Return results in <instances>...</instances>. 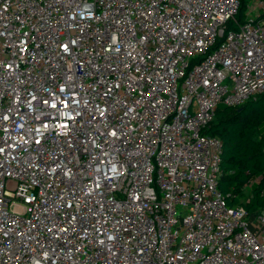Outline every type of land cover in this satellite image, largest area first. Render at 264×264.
<instances>
[{
    "label": "built area",
    "instance_id": "1",
    "mask_svg": "<svg viewBox=\"0 0 264 264\" xmlns=\"http://www.w3.org/2000/svg\"><path fill=\"white\" fill-rule=\"evenodd\" d=\"M262 94L264 0H0V264H264L204 134Z\"/></svg>",
    "mask_w": 264,
    "mask_h": 264
},
{
    "label": "trees",
    "instance_id": "2",
    "mask_svg": "<svg viewBox=\"0 0 264 264\" xmlns=\"http://www.w3.org/2000/svg\"><path fill=\"white\" fill-rule=\"evenodd\" d=\"M243 1L238 19L244 21ZM256 116L257 127L252 117ZM223 145L219 191L230 208L249 213L264 208V94L241 107L219 108L216 120L204 131ZM250 187V194L247 193Z\"/></svg>",
    "mask_w": 264,
    "mask_h": 264
},
{
    "label": "rangeland",
    "instance_id": "3",
    "mask_svg": "<svg viewBox=\"0 0 264 264\" xmlns=\"http://www.w3.org/2000/svg\"><path fill=\"white\" fill-rule=\"evenodd\" d=\"M252 121H253V123H254L257 127L259 126V123H258L257 120H256V116H253V117H252ZM247 193L250 194V190H247Z\"/></svg>",
    "mask_w": 264,
    "mask_h": 264
},
{
    "label": "snow or ice",
    "instance_id": "4",
    "mask_svg": "<svg viewBox=\"0 0 264 264\" xmlns=\"http://www.w3.org/2000/svg\"><path fill=\"white\" fill-rule=\"evenodd\" d=\"M45 103H47V101H45ZM52 106H53V107H55V105H54V104H53Z\"/></svg>",
    "mask_w": 264,
    "mask_h": 264
},
{
    "label": "crops",
    "instance_id": "5",
    "mask_svg": "<svg viewBox=\"0 0 264 264\" xmlns=\"http://www.w3.org/2000/svg\"><path fill=\"white\" fill-rule=\"evenodd\" d=\"M248 190H250V189H248Z\"/></svg>",
    "mask_w": 264,
    "mask_h": 264
}]
</instances>
